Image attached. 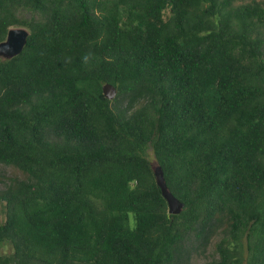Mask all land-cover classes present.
Segmentation results:
<instances>
[{
  "label": "trees",
  "instance_id": "16d2710c",
  "mask_svg": "<svg viewBox=\"0 0 264 264\" xmlns=\"http://www.w3.org/2000/svg\"><path fill=\"white\" fill-rule=\"evenodd\" d=\"M13 27L0 264H264V1L0 0Z\"/></svg>",
  "mask_w": 264,
  "mask_h": 264
},
{
  "label": "water",
  "instance_id": "95a60500",
  "mask_svg": "<svg viewBox=\"0 0 264 264\" xmlns=\"http://www.w3.org/2000/svg\"><path fill=\"white\" fill-rule=\"evenodd\" d=\"M29 36L28 29L24 27H13L9 30L6 40L0 43V55L5 57H14L18 55L24 48ZM104 95L108 99H114L117 95V87L112 83L103 85ZM154 173L157 178V184L161 188L164 198L169 205V213L179 214L185 206V203L176 197L169 189L162 166L154 165Z\"/></svg>",
  "mask_w": 264,
  "mask_h": 264
},
{
  "label": "rangeland",
  "instance_id": "374dc122",
  "mask_svg": "<svg viewBox=\"0 0 264 264\" xmlns=\"http://www.w3.org/2000/svg\"><path fill=\"white\" fill-rule=\"evenodd\" d=\"M245 2L252 0H244ZM264 1V0H258ZM9 178H26L25 173L19 168L6 165L0 162V187H4L7 182H9ZM1 209V205H0ZM1 218H3V214H1ZM11 247L9 245L0 246L1 253L10 252ZM215 256V241L208 247L205 253H197L193 256V262L198 264H206Z\"/></svg>",
  "mask_w": 264,
  "mask_h": 264
},
{
  "label": "clouds",
  "instance_id": "9594fccd",
  "mask_svg": "<svg viewBox=\"0 0 264 264\" xmlns=\"http://www.w3.org/2000/svg\"><path fill=\"white\" fill-rule=\"evenodd\" d=\"M85 61H87V57H85Z\"/></svg>",
  "mask_w": 264,
  "mask_h": 264
}]
</instances>
